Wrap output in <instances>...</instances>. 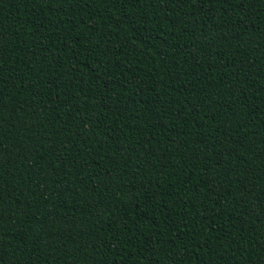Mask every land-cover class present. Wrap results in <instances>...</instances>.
<instances>
[{
  "label": "trees",
  "instance_id": "1",
  "mask_svg": "<svg viewBox=\"0 0 264 264\" xmlns=\"http://www.w3.org/2000/svg\"><path fill=\"white\" fill-rule=\"evenodd\" d=\"M0 264H264V0H0Z\"/></svg>",
  "mask_w": 264,
  "mask_h": 264
}]
</instances>
